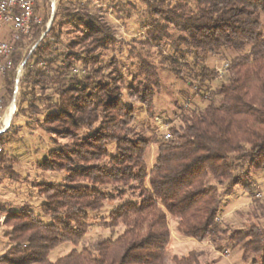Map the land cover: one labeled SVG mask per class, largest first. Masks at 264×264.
<instances>
[{
	"label": "trees",
	"instance_id": "1",
	"mask_svg": "<svg viewBox=\"0 0 264 264\" xmlns=\"http://www.w3.org/2000/svg\"><path fill=\"white\" fill-rule=\"evenodd\" d=\"M63 1H57L47 31L43 19L15 43L3 85L11 98L17 69L25 60L17 83L19 102L25 103L21 110L39 112L35 102L45 100L44 106L53 110L42 123L68 139L50 149L40 166L66 174L61 183L37 185L43 196L41 212L52 222L44 223L28 206L3 211L4 225L10 226L3 236L10 245L0 264H210L202 263L197 251L181 256L168 251L167 214L176 218L183 236L224 238L240 249L242 261L264 264V211H252L248 223L237 229L218 219L221 197L235 186L252 195L249 170L264 169V0H136L148 12L142 45L159 48L162 40L168 41L180 56L166 57L178 78L175 65L185 58L182 48L189 50L193 59L184 63L191 72L188 80L206 101L201 109L181 106L180 124L168 128L167 139L156 141L150 170L145 157L152 141L132 125L134 109L123 100L118 59L107 62L109 72L101 64L100 52L114 49L113 30L86 5L71 8ZM66 25L72 37L63 39ZM225 50L237 54L226 63V80L207 100L198 90L218 73L202 55ZM130 54L136 58V72L126 95L151 112L160 89L157 67L147 50ZM47 89L57 96L54 102ZM109 142L116 154L107 159ZM127 192L130 196L123 199ZM117 198L108 225H121L122 232L73 248L55 261L48 259L58 245H76L87 232L89 212Z\"/></svg>",
	"mask_w": 264,
	"mask_h": 264
},
{
	"label": "rangeland",
	"instance_id": "2",
	"mask_svg": "<svg viewBox=\"0 0 264 264\" xmlns=\"http://www.w3.org/2000/svg\"><path fill=\"white\" fill-rule=\"evenodd\" d=\"M57 1L42 0L35 8V15L46 22L44 32L50 27ZM63 3L71 8L86 5L90 11L101 15L113 30L116 40L114 49L107 48L100 52L101 64L105 67L104 71L109 72L112 67L107 65V62L113 56L118 59L120 72L124 77L122 83L124 87L123 100L134 109L132 125L136 131L150 137L152 141L145 157L147 168L150 170L155 162L156 141L162 139L163 134L168 132L170 126L180 124L181 106L187 105L189 108L201 109L206 103V101H202L200 95L195 94V89L190 86L188 80L191 79L189 76L191 72L189 66L184 63L189 64L193 59V54L182 48L185 58L178 60V64L175 65L181 74V78L176 77L169 70L171 65L166 57L174 56L177 59L179 55L174 54L175 48L168 41L162 40L159 48L142 45L146 40L142 26L148 21V12L146 7L136 0H64ZM128 8L130 11L127 12ZM260 18L264 29V14H261ZM69 29L70 26L67 25L62 28L63 39L72 37V33H66ZM31 45L32 42L26 47L23 56L29 52ZM132 50L143 53L147 50L159 73L160 89L153 98L154 106L151 112H147L145 107L136 99H130L125 92V87L135 78L136 58L130 54ZM236 54L235 51L225 50L217 56L202 55L206 65L218 73L214 80L204 83L198 90L206 95L207 100L214 95L216 88L226 80L227 75H223L224 68L226 63ZM193 82L196 84L194 80ZM0 90L3 92L4 102H6L5 112L7 113L9 107L13 105L8 127L0 134L2 135L0 137L3 146L2 160H0V216L5 217L3 212L5 210H16L28 206L44 223H50L52 222L51 216L41 212L40 203L43 201V196L38 194L37 185L40 182L61 183L66 173L65 171L43 170L40 164L47 157L50 149L55 145L68 143V139L47 131V126L42 123L44 116L53 110V108L48 109L44 106L45 100L35 102L39 112L35 113L28 109L21 110L25 103L19 102L18 85H14V93L11 98L5 95L3 79L0 80ZM46 93L52 102L57 99V96L52 93V89H47ZM107 150V159L116 154L113 142L107 144ZM249 172L253 181L254 192L252 195L240 186H235L230 194L222 196L220 199L218 219L230 229L241 228L248 223V217L252 211H256L258 214L264 211V208L260 207V205L264 206V169H250ZM102 189H106V187ZM129 196L130 193L127 192L123 199ZM119 200L117 198L114 201H108L99 211L89 212L86 234L76 245L71 242L58 245L49 252L48 259L55 261L71 249L86 247L99 237H116L123 231V227L121 225L110 227L108 225V212L120 202ZM167 224L169 228L167 249L171 254L181 256L191 251H197L200 253L199 259L202 263L251 264L250 260L242 261L240 249L233 248L231 243L224 238H206L199 241L183 236L177 231L176 218L169 214H167ZM9 229L10 226L4 225L0 232V255L10 245L3 236V233Z\"/></svg>",
	"mask_w": 264,
	"mask_h": 264
},
{
	"label": "built area",
	"instance_id": "3",
	"mask_svg": "<svg viewBox=\"0 0 264 264\" xmlns=\"http://www.w3.org/2000/svg\"><path fill=\"white\" fill-rule=\"evenodd\" d=\"M41 1L42 0H0V80L3 79L6 72L12 66V55L15 43L20 39V35L29 34L33 24L41 23L42 19L34 13L36 6ZM53 1L54 0H52V2ZM20 71L19 66L15 85L18 83ZM5 110L4 95L0 90V134L7 129L8 125L6 124V118L10 119L12 114L10 107L7 113ZM163 137L167 139L169 133L165 132ZM1 152H3V146L0 144V153ZM3 227L4 217L0 216V232Z\"/></svg>",
	"mask_w": 264,
	"mask_h": 264
},
{
	"label": "bare ground",
	"instance_id": "4",
	"mask_svg": "<svg viewBox=\"0 0 264 264\" xmlns=\"http://www.w3.org/2000/svg\"><path fill=\"white\" fill-rule=\"evenodd\" d=\"M10 110L13 111V105L10 107ZM6 124H9V118H6Z\"/></svg>",
	"mask_w": 264,
	"mask_h": 264
},
{
	"label": "water",
	"instance_id": "5",
	"mask_svg": "<svg viewBox=\"0 0 264 264\" xmlns=\"http://www.w3.org/2000/svg\"><path fill=\"white\" fill-rule=\"evenodd\" d=\"M51 19H52V17L50 18L49 22L51 21ZM23 63H24V61L20 65V70H22Z\"/></svg>",
	"mask_w": 264,
	"mask_h": 264
}]
</instances>
